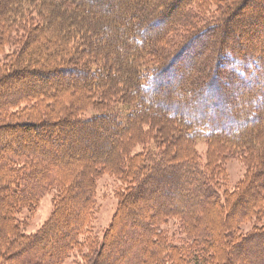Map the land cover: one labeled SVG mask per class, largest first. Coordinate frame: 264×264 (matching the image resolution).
<instances>
[{
	"label": "trees",
	"instance_id": "obj_1",
	"mask_svg": "<svg viewBox=\"0 0 264 264\" xmlns=\"http://www.w3.org/2000/svg\"><path fill=\"white\" fill-rule=\"evenodd\" d=\"M263 128L264 0H0V264H264Z\"/></svg>",
	"mask_w": 264,
	"mask_h": 264
},
{
	"label": "rangeland",
	"instance_id": "obj_2",
	"mask_svg": "<svg viewBox=\"0 0 264 264\" xmlns=\"http://www.w3.org/2000/svg\"><path fill=\"white\" fill-rule=\"evenodd\" d=\"M220 3H222V2L216 1L214 3H212V2L208 3L207 5H205V7L203 9H201L199 11L200 16L207 17L208 19H211V16H214V14H216L217 12H220V10L218 8L220 6L219 5ZM252 5H253V3H250V7H252ZM246 13H248V11L244 9L239 17H241V18L246 17L247 16ZM106 14H107V16H104L105 24L114 25V24H118L119 23V25L121 26V23L117 21L118 19L120 21V18L110 19V17L108 16L110 13L107 12ZM122 30L124 31L125 29L122 28ZM109 34H110V32H109ZM123 34H126L125 31H124ZM111 37H112V32L109 35L110 39H111ZM254 38H260V37H258V36L255 37L254 36ZM111 43H115L116 47L119 46V43L117 41H115V42L111 41ZM192 62H194V60ZM123 69H124V67L121 64V69H120L121 72L123 71ZM70 79L71 78H66L65 75H64L63 76V80L60 81V82L62 84H63V82L67 83V82H70ZM194 79H195V76H192L191 80H194ZM46 80H41V81L35 80V81H32L31 84H32V86H37V85H40V84H44L45 85L46 84ZM49 82L52 83V84L56 83L55 79L50 78V77H49L47 83H49ZM175 97L181 99V96L175 95ZM63 98H64L65 101H67L68 99L70 100L71 96H70L69 92L66 93L63 96ZM93 111H95L94 107H92V108L87 110L88 113H91V112L93 113ZM164 112L169 113V110L168 109H164ZM171 115H175V113H172ZM257 122L258 121H252L251 122L252 126L258 125ZM42 130L44 132L43 134L47 137L46 133H49V131L45 132L47 130V129H45V127H40L39 130H35L32 127H30L29 130L27 131V133L33 134L34 131L36 132V131H42ZM66 130H67V128H66ZM223 131L219 130V132L228 133V134H231V135L232 134L233 135H238V133H239V129L237 128V126L232 127L231 130L228 131V132L227 131L223 132ZM37 133H38L37 136L39 138L42 137V135L39 136V133H41V132H37ZM263 133H264V131H263ZM55 137L57 139L61 140V138H60L61 136L59 135V133H56ZM50 145L52 146L51 148H56L55 141H53ZM182 145L183 144H181V146ZM181 146L178 147L180 149V152H182L181 150L183 149ZM220 146H222L220 142L212 141V140H209V139H207L205 137H202V136L199 139H197L198 151L204 157H206V155L209 154L210 151L212 152L214 150H217ZM136 149L138 150L139 147L135 148V150ZM225 165H226V168L229 170L232 184H234L237 180H239L241 177L244 176L245 171H246V166L244 165V163L240 159H238V158H229V159H227L225 161ZM114 186H115V181L113 180V178H111L109 176H105L102 180H100V182L98 184L99 212L97 214L95 228L100 233L103 230V228L106 227L110 223V221L112 219V216H113V213H114V210H115L116 205H117V200L113 197V193H112V190H113ZM229 186L232 187L231 184ZM256 190H257V187H256ZM250 194H253V192H250ZM52 210H53V194L50 193V194H46L44 196V198L41 200L40 206H39L36 214H34L33 218L31 219V221H30V223L28 225L27 231L28 232L29 231H36L47 220V218L51 215ZM25 212L23 214L25 216H27V213H25ZM259 223L260 224L264 223V218ZM253 224L254 223H247V224L244 225L243 228L245 230H250V229H252ZM65 264H86V262H85L84 258L82 257V254L78 253V254H74L72 257L67 259Z\"/></svg>",
	"mask_w": 264,
	"mask_h": 264
}]
</instances>
